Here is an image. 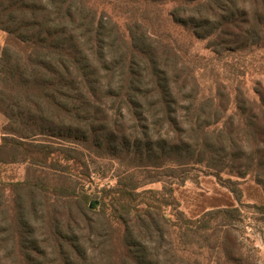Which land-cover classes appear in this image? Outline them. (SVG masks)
Instances as JSON below:
<instances>
[{"label":"trees","instance_id":"16d2710c","mask_svg":"<svg viewBox=\"0 0 264 264\" xmlns=\"http://www.w3.org/2000/svg\"><path fill=\"white\" fill-rule=\"evenodd\" d=\"M133 2L170 3L172 22L217 58L264 48V0ZM143 8L121 26L88 0H0V165L64 171L85 153L123 166L95 196L63 175L29 173L10 182L8 201L0 180V264L199 263L181 257L172 232L194 241L219 215L237 219L234 202L172 220L167 194L144 188L194 164L253 173L264 213V83L254 98L231 86L205 94L195 56L152 30ZM224 258L242 264L235 252Z\"/></svg>","mask_w":264,"mask_h":264},{"label":"rangeland","instance_id":"374dc122","mask_svg":"<svg viewBox=\"0 0 264 264\" xmlns=\"http://www.w3.org/2000/svg\"><path fill=\"white\" fill-rule=\"evenodd\" d=\"M88 2L99 12L111 16L121 26L127 22V18L142 16L145 7V11L154 21L149 25L152 30L168 33L177 39L182 50L189 49L191 55L195 56L199 63L198 78L205 94L216 86L222 91H229L231 86L241 87L249 98H254L253 88L259 83H264V48L258 47L246 53L217 58L205 48L204 41L196 40L172 22L168 15L170 3L149 4L147 7L146 4H142L137 10L140 2L133 0ZM5 37V33L0 30V43L4 42ZM6 125L7 118L0 111V137L4 135ZM78 159L80 160L76 163H67L68 168L65 167L64 171H56L59 173L28 166L22 162L1 164L0 180L5 184L7 200L12 197L9 190L10 182L23 180L29 173L38 176L47 174L52 180L63 175L68 183L76 184L78 190L95 196L102 189L113 187L118 174L123 170V166L116 159L91 157L85 153ZM62 166H66V162L62 163ZM253 179V173L241 178L231 175L228 170L217 172V169L209 168L205 164H194L178 168L168 175H158L154 182L148 183L144 188L167 194L170 203L164 212L172 220L179 215L198 219L206 211L214 212L218 206L226 207L223 205L226 200L233 201L238 209L237 219L229 220L219 215L212 220L208 230L201 229L193 234L194 241H181L179 233L183 231L182 229L172 232L175 246L182 258L191 262L198 261L196 264H228L224 256L235 252L242 258V264H264V213L256 207L261 201L258 193L262 192V189ZM166 187L173 188L171 195L164 189ZM59 209L64 210L66 214L69 205ZM173 228L175 227H172V230ZM113 229L114 237L120 238L123 224L113 222Z\"/></svg>","mask_w":264,"mask_h":264}]
</instances>
